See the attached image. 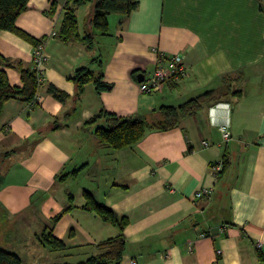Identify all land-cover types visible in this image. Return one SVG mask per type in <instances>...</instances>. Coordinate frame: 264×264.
<instances>
[{
	"label": "crops",
	"instance_id": "1",
	"mask_svg": "<svg viewBox=\"0 0 264 264\" xmlns=\"http://www.w3.org/2000/svg\"><path fill=\"white\" fill-rule=\"evenodd\" d=\"M137 1L92 48L60 37L66 0H29L17 17L19 28L45 37L47 61L38 98H11L0 113V247L21 264H75L122 233L120 264H264V0ZM91 7L76 8L81 36L92 30ZM34 47L0 31V53L11 60L1 66L12 85H22ZM155 48L182 54L187 73L142 92L139 76L153 70ZM79 67L102 72L108 86L98 90L90 81L77 96ZM226 74H242L241 97L149 130L130 146L100 147L94 132L105 120L88 123L102 110L132 116L180 103ZM50 83L68 97L56 98ZM227 119L232 137L224 141ZM224 159L226 170L216 173L213 165ZM206 186L210 195L197 198ZM84 189L127 223L84 209ZM48 231L64 249L42 243Z\"/></svg>",
	"mask_w": 264,
	"mask_h": 264
},
{
	"label": "trees",
	"instance_id": "2",
	"mask_svg": "<svg viewBox=\"0 0 264 264\" xmlns=\"http://www.w3.org/2000/svg\"><path fill=\"white\" fill-rule=\"evenodd\" d=\"M29 0H0V31L9 30L19 37L37 45L44 41L45 37L36 38L16 25L19 14L27 8ZM91 0H66L65 14L60 28V37L64 41L77 40L85 42L88 48H92L97 36L111 34L110 17L120 23L138 6L137 0H95L91 16L92 30L87 31L83 36L79 32L76 8ZM54 6V5H53ZM11 64V60L0 53V113L4 103L11 98H21L33 101L40 83L32 68L21 67L22 85H12L8 79L7 70L1 65ZM138 78V71L132 72ZM141 75H143L141 73ZM140 77V76H139ZM242 74L237 77L229 74L220 77L221 83L216 87H210L194 94L180 103H162L151 112H143L132 116H120L114 112L102 110L88 123H94L97 119L104 118V125H98L95 129V137L100 147L120 149L130 146L140 139L149 130H167L175 127L181 118L201 110L208 104L226 99L230 96L241 97L244 93L239 80ZM103 73H97L88 67L76 69L74 80L76 82L77 96H80L86 83L92 81L98 90L105 89L108 84L102 81ZM48 90L58 99L65 100L68 94L53 84H49ZM228 166V160L224 159L223 173ZM79 168L72 173L76 174ZM85 203L83 208L95 212L104 220L110 221L122 227L127 223L126 216L118 215L110 206L100 202L89 189H84ZM44 244L55 250H62L65 244L62 240L52 234L45 232L41 236ZM98 252L86 260L75 264H120L125 251L126 240L122 233L100 241L97 245ZM0 264H21L19 255L13 251L0 247Z\"/></svg>",
	"mask_w": 264,
	"mask_h": 264
},
{
	"label": "built area",
	"instance_id": "3",
	"mask_svg": "<svg viewBox=\"0 0 264 264\" xmlns=\"http://www.w3.org/2000/svg\"><path fill=\"white\" fill-rule=\"evenodd\" d=\"M56 32H52V35ZM156 51V58L154 60V68L151 72L146 74L139 82L140 90L142 92H157L160 91L163 85L170 79L178 80L187 73L186 65L183 60V55L178 53L174 55H167L164 51L154 49ZM47 61V54L45 51V41L35 45L33 54L32 69L37 75V80L41 83L44 80V66ZM38 97L35 96L34 100ZM220 130L224 141H229L232 137L229 127V120L220 124ZM222 163L213 165L216 173L222 170ZM212 192V187H202L196 192L197 198L207 197ZM132 264H136L132 261Z\"/></svg>",
	"mask_w": 264,
	"mask_h": 264
},
{
	"label": "rangeland",
	"instance_id": "4",
	"mask_svg": "<svg viewBox=\"0 0 264 264\" xmlns=\"http://www.w3.org/2000/svg\"><path fill=\"white\" fill-rule=\"evenodd\" d=\"M92 1V7H91V10L90 11H87L88 13H87V16H86V21H87V19L89 18V14L91 13V11H93V5H94V3H95V0H91ZM109 21H110V30H113V26H114V24H116L117 22L114 20V19H112V16L110 17V19H109ZM115 22V23H114ZM77 173H78V171H77ZM76 173V174H77Z\"/></svg>",
	"mask_w": 264,
	"mask_h": 264
},
{
	"label": "water",
	"instance_id": "5",
	"mask_svg": "<svg viewBox=\"0 0 264 264\" xmlns=\"http://www.w3.org/2000/svg\"><path fill=\"white\" fill-rule=\"evenodd\" d=\"M143 79V75H141L140 77H139V80H142Z\"/></svg>",
	"mask_w": 264,
	"mask_h": 264
}]
</instances>
